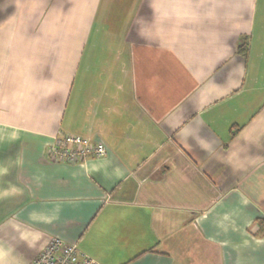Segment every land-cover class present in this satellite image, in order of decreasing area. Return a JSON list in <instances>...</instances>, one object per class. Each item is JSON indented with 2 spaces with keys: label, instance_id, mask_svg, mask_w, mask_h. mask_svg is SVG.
<instances>
[{
  "label": "crops",
  "instance_id": "crops-1",
  "mask_svg": "<svg viewBox=\"0 0 264 264\" xmlns=\"http://www.w3.org/2000/svg\"><path fill=\"white\" fill-rule=\"evenodd\" d=\"M59 135L107 154L57 162ZM53 238L264 264V0H0V264Z\"/></svg>",
  "mask_w": 264,
  "mask_h": 264
},
{
  "label": "built area",
  "instance_id": "built-area-1",
  "mask_svg": "<svg viewBox=\"0 0 264 264\" xmlns=\"http://www.w3.org/2000/svg\"><path fill=\"white\" fill-rule=\"evenodd\" d=\"M49 156L62 163L75 164L90 158L106 156L107 148L101 142H93L78 135H59L49 148ZM31 264H100L84 255L76 245L60 238H53Z\"/></svg>",
  "mask_w": 264,
  "mask_h": 264
},
{
  "label": "trees",
  "instance_id": "trees-1",
  "mask_svg": "<svg viewBox=\"0 0 264 264\" xmlns=\"http://www.w3.org/2000/svg\"><path fill=\"white\" fill-rule=\"evenodd\" d=\"M240 52L243 56H247V53H248V44L247 43H245L243 46H241Z\"/></svg>",
  "mask_w": 264,
  "mask_h": 264
}]
</instances>
